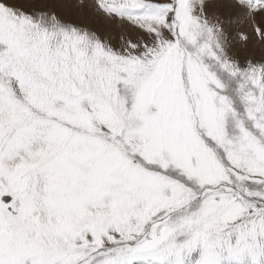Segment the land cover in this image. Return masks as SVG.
Segmentation results:
<instances>
[{"label": "snow or ice", "instance_id": "obj_1", "mask_svg": "<svg viewBox=\"0 0 264 264\" xmlns=\"http://www.w3.org/2000/svg\"><path fill=\"white\" fill-rule=\"evenodd\" d=\"M0 264H264V0H0Z\"/></svg>", "mask_w": 264, "mask_h": 264}, {"label": "bare ground", "instance_id": "obj_2", "mask_svg": "<svg viewBox=\"0 0 264 264\" xmlns=\"http://www.w3.org/2000/svg\"><path fill=\"white\" fill-rule=\"evenodd\" d=\"M67 7L72 8V4L71 3L68 4ZM86 22L90 23L91 26L96 27V28H105L106 27L105 22L103 20H100L99 18H92L90 20H86ZM112 32L115 36L114 43H118L119 41H116V40H118V38L120 37L118 34V33H120V31H118V29L113 28Z\"/></svg>", "mask_w": 264, "mask_h": 264}, {"label": "rangeland", "instance_id": "obj_3", "mask_svg": "<svg viewBox=\"0 0 264 264\" xmlns=\"http://www.w3.org/2000/svg\"><path fill=\"white\" fill-rule=\"evenodd\" d=\"M69 8V7H68ZM69 10H73V8H69ZM100 20H102V19H100ZM86 22V21H85ZM119 31V30H118ZM119 34V36H120V33H118ZM119 39H120V37L118 38V40H116V41H119Z\"/></svg>", "mask_w": 264, "mask_h": 264}]
</instances>
